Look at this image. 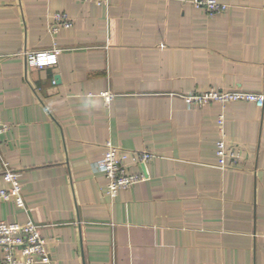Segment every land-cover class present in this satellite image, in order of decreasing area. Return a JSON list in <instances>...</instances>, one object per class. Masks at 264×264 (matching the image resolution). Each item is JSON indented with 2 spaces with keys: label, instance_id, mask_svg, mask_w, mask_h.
Here are the masks:
<instances>
[{
  "label": "crops",
  "instance_id": "obj_1",
  "mask_svg": "<svg viewBox=\"0 0 264 264\" xmlns=\"http://www.w3.org/2000/svg\"><path fill=\"white\" fill-rule=\"evenodd\" d=\"M218 1L212 17L190 0H0V190L5 159L27 208L0 199V221L43 225L39 264H264V107L184 98L264 92V0ZM54 11L73 25L52 34ZM54 46L56 64L28 66ZM108 141L156 155L115 198L96 168Z\"/></svg>",
  "mask_w": 264,
  "mask_h": 264
},
{
  "label": "built area",
  "instance_id": "obj_2",
  "mask_svg": "<svg viewBox=\"0 0 264 264\" xmlns=\"http://www.w3.org/2000/svg\"><path fill=\"white\" fill-rule=\"evenodd\" d=\"M94 2L99 6L106 5L109 0H84ZM195 6L203 8L210 16L224 12L229 8L226 3L218 0H190ZM73 20L62 11H54L50 14L49 30L56 34L62 28H69ZM63 50L54 46L49 50L26 51V61L29 67L44 68L54 65L58 61V55ZM104 99L109 103L114 94L111 91L103 93ZM188 105L205 104L209 101H216L226 104L232 101L253 102L260 108L264 107V92H253L243 89L220 90L211 88L207 91L192 92L184 96ZM220 137L217 141V155L221 168H227V157L234 163L239 158L226 139L225 114L218 118ZM9 129V125L0 118V136ZM156 155L148 150L132 151L121 148L108 141L104 158L96 163L98 171L103 172L107 179L106 193L115 198L122 189L131 188L137 182L146 179L143 171L132 172L130 167H144ZM3 178L8 187L0 190V199L13 201L18 207L26 208L23 195V184L20 180V173L15 170L8 160L2 159ZM43 225L28 218L25 222L0 221V249L3 252V264H39L51 262V253L47 242L42 235Z\"/></svg>",
  "mask_w": 264,
  "mask_h": 264
}]
</instances>
